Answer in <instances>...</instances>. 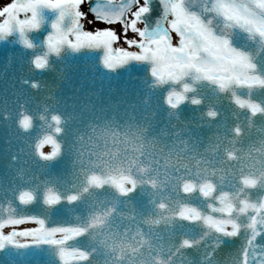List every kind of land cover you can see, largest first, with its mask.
Wrapping results in <instances>:
<instances>
[{"label":"water","instance_id":"obj_1","mask_svg":"<svg viewBox=\"0 0 264 264\" xmlns=\"http://www.w3.org/2000/svg\"><path fill=\"white\" fill-rule=\"evenodd\" d=\"M188 3L191 5L193 0H188ZM195 3L199 6L202 0H195ZM52 18L42 24L39 30L27 34L33 44L30 49L23 47L16 35L0 40V219L6 215L25 216L29 209L32 214L27 215L39 218L47 216L41 200L21 206L16 195L20 190L28 189L36 193L38 198L42 190L48 187L57 192L54 178L56 174L60 175L62 165L63 171L69 167L64 160L71 159L69 154L62 156V153L71 150L82 156L85 149L81 145H74L73 148L61 145L66 140L62 137L64 125L61 121V131L52 132L54 125L50 117L57 115L61 118V115L69 113L77 115L82 125L89 120H96L97 122L92 123L99 130H108L109 123H127V117L130 116L139 122L140 117H149L145 125L139 126L140 129L136 132H131L127 126L125 132L129 133L125 134L126 141L123 145L132 155L142 159L144 166L186 162L196 166L197 170H202L204 165L212 164L215 167L213 180L198 178L202 173L194 171L182 175V182L197 178L198 181L208 180V184L214 189L212 193L226 194L237 210L240 199L258 202L264 196V115L249 117L247 111L241 110L233 102V97H250L252 101L264 105V89L231 87L220 91L214 83L191 77H186L179 83L158 85L151 76L148 62L129 61L115 69H107L101 63L102 51L88 48L72 51L64 47L55 55L48 54L46 66L36 69L32 60L46 52L44 38L50 32ZM214 23L218 32L226 31L222 21L216 20ZM230 38L235 47L250 53L254 62L264 71V45L235 29L231 30ZM184 86L188 89L184 93L185 101L175 109L171 108L165 102L167 92L170 89L182 91ZM193 99H198L200 103L193 104ZM227 105L230 110H220ZM208 111L217 115L210 118L206 114ZM229 111L236 114L230 115ZM21 113L32 118V127L27 131L17 125ZM40 117L44 119L41 120ZM236 128L240 129L238 135L234 132ZM65 130L69 133V128L65 127ZM45 134L53 135L64 149L60 148L59 155L48 162L42 161L36 153V145ZM108 134V141H113L110 131ZM100 142L96 139L97 147ZM224 150L227 153L225 157L221 155ZM223 168L229 172L223 171ZM234 170L241 175L238 180H232L233 177L229 175ZM146 178L148 177L144 175L131 193L134 194L133 201L125 205V211L127 205L135 206V212H142L146 208V198L142 192L147 188ZM244 179H255L257 183L249 188L242 183ZM190 195L187 198L177 196L172 205L178 211L182 207L197 208L195 194L192 192ZM212 201L214 203L216 199L213 198ZM68 205L62 200L48 217L56 214L62 217L65 210L68 212ZM6 208L9 209L7 213ZM109 211L107 206L104 229L124 235L126 233L128 240L122 243L121 252L126 256L128 264H144L147 260L150 264H186L181 257L187 258V264H191L197 250L203 253L220 239L224 243L219 249L213 247L212 250L218 253L230 250L235 255L245 246L249 235L246 230H242L233 238L216 237L212 233L205 236L204 229H198L197 225H187L182 227L184 239L196 242L193 248L182 250L180 246L184 239L170 233L171 230L167 228L152 235L154 245L145 251L138 248V242L142 235L151 236L149 229L152 224L149 218L143 219L141 214L140 224H135L125 214L123 226H117L115 220L118 213ZM119 211L122 210L117 212ZM199 212L209 214V210ZM212 216L217 219L226 218L221 213ZM79 217L83 219V216ZM231 218H238L241 224L247 219L244 216L237 217L236 211L232 212ZM81 225L84 226L82 223ZM113 236V232L108 234L109 238ZM75 242L76 240L69 247ZM256 246H260L259 237ZM36 249L19 251H27L26 254L29 255ZM135 251L140 252V255L133 256ZM37 253L41 257L38 264H51L48 258H44L50 256L47 252L42 254L38 248ZM106 258L118 259V256ZM87 262L82 264H88ZM0 264L12 263L0 260Z\"/></svg>","mask_w":264,"mask_h":264},{"label":"snow or ice","instance_id":"obj_2","mask_svg":"<svg viewBox=\"0 0 264 264\" xmlns=\"http://www.w3.org/2000/svg\"><path fill=\"white\" fill-rule=\"evenodd\" d=\"M88 3L89 0H8L0 5V40L16 35L23 47L32 48L27 34L39 30L46 22V16L51 14L50 32L44 38L46 52L32 60L36 69L46 66L48 54L55 55L64 47L72 51L88 48L102 51L101 63L107 69H115L129 61L148 62L151 76L158 85L179 83L191 77L214 83L220 91L231 87L264 89V71L250 53L235 47L230 38L231 30L235 29L264 45V0H202L199 6L195 0L191 5L188 0H155V5L151 0H103L85 11L84 6ZM157 11V23L146 26L145 18ZM85 20L87 29L83 27ZM216 20L223 22L225 32L217 31ZM186 91L187 86L182 91L170 89L165 102L175 109L185 101ZM191 102L200 103L198 99ZM233 102L247 111L249 117L264 115V105L250 97H233ZM206 114L210 118L217 115L213 111ZM50 119L54 125L52 132L59 133L60 118L52 115ZM17 125L27 131L32 127V118L21 113ZM234 132L238 135L240 129L236 128ZM36 153L42 161H52L59 155L60 145L53 135L45 134L36 145ZM105 182L96 175L88 176L86 181L89 187L97 188ZM107 182L121 196H127L137 187V182L129 175L110 176ZM242 183L251 188L257 181L244 179ZM82 191L87 192L88 187ZM181 191L184 194L198 191L201 197L209 198L214 189L211 184L184 183ZM40 197L46 210L54 211L62 200L71 204L80 196L73 193L62 197L48 187L42 190ZM35 199L36 193L28 189H22L16 195L21 206L29 205ZM239 204L237 210L224 196L217 198L216 205H208V215L188 207H182L176 213L177 218L188 223L199 220L208 230L205 236L210 232L216 237L233 238L242 230L249 233L245 246L235 255L230 250L222 253L212 250L213 247L219 249L224 243L220 239L203 253L197 250L191 264H229V261L230 264H264V196L258 202L242 198ZM158 207L164 209L165 205ZM8 211L6 208L5 213ZM233 211L237 217H246V222L241 224L238 218H231ZM213 212L226 218H213ZM102 223L103 218L96 215L88 220L87 227H48L44 219L37 216L6 215L0 219V253L6 249L16 251L48 246L55 249L58 264H82L89 254L69 245L88 228ZM258 237L260 246H256ZM193 245V241L184 239L180 247L193 248ZM181 259L187 264V258Z\"/></svg>","mask_w":264,"mask_h":264},{"label":"flooded vegetation","instance_id":"obj_3","mask_svg":"<svg viewBox=\"0 0 264 264\" xmlns=\"http://www.w3.org/2000/svg\"><path fill=\"white\" fill-rule=\"evenodd\" d=\"M8 0H0V5H3L7 2Z\"/></svg>","mask_w":264,"mask_h":264}]
</instances>
